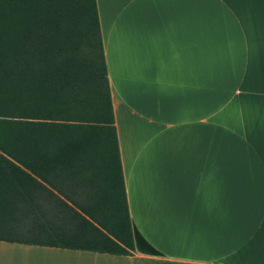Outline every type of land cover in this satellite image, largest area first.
Returning <instances> with one entry per match:
<instances>
[{
  "label": "crops",
  "instance_id": "1",
  "mask_svg": "<svg viewBox=\"0 0 264 264\" xmlns=\"http://www.w3.org/2000/svg\"><path fill=\"white\" fill-rule=\"evenodd\" d=\"M96 7L128 211L156 253L22 244L39 251L26 258L264 264V0Z\"/></svg>",
  "mask_w": 264,
  "mask_h": 264
},
{
  "label": "trees",
  "instance_id": "2",
  "mask_svg": "<svg viewBox=\"0 0 264 264\" xmlns=\"http://www.w3.org/2000/svg\"><path fill=\"white\" fill-rule=\"evenodd\" d=\"M0 241L156 253L128 211L96 0H0Z\"/></svg>",
  "mask_w": 264,
  "mask_h": 264
},
{
  "label": "rangeland",
  "instance_id": "3",
  "mask_svg": "<svg viewBox=\"0 0 264 264\" xmlns=\"http://www.w3.org/2000/svg\"><path fill=\"white\" fill-rule=\"evenodd\" d=\"M13 244V243H10ZM39 251L37 246L29 248L26 245L16 244L15 246L10 248L6 255L4 256L5 259L3 260L4 264H44L40 259L31 258L28 259L27 257H34L38 256Z\"/></svg>",
  "mask_w": 264,
  "mask_h": 264
}]
</instances>
